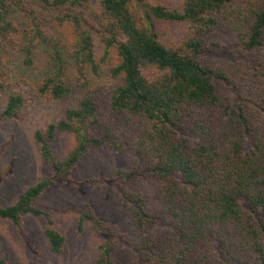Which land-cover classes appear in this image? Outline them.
Masks as SVG:
<instances>
[{
	"label": "trees",
	"instance_id": "trees-1",
	"mask_svg": "<svg viewBox=\"0 0 264 264\" xmlns=\"http://www.w3.org/2000/svg\"><path fill=\"white\" fill-rule=\"evenodd\" d=\"M8 52L25 67L43 55L39 81L15 78ZM69 97L33 134L49 176L0 207L1 221L45 218L59 256L65 237L38 202L108 150L126 158L111 175L130 230L80 209L76 233L102 236L94 264H118L119 248L127 264H264V0H0V124ZM59 134L74 142L61 159Z\"/></svg>",
	"mask_w": 264,
	"mask_h": 264
},
{
	"label": "rangeland",
	"instance_id": "rangeland-1",
	"mask_svg": "<svg viewBox=\"0 0 264 264\" xmlns=\"http://www.w3.org/2000/svg\"><path fill=\"white\" fill-rule=\"evenodd\" d=\"M61 31L67 34L66 29ZM15 78H25L35 84L42 76L45 58L38 54L32 67L22 65V52H8ZM74 104L73 97L62 101H45L28 109L18 122L0 124V207L13 204L39 178L50 174L40 161L34 146L33 134L48 124L64 117L65 110ZM72 137L59 134L52 144L55 157L61 159L73 146ZM126 167V158L108 150L90 152L71 172V182H56L45 191L38 206L49 212L53 225L65 237V246L59 256L51 255L46 247L43 229L46 219L27 217L20 228L0 220V254L7 264H94L97 246L102 236L86 228L75 231L78 211L90 206L96 217L106 225L128 232L129 211L112 186L111 170ZM100 186H95L96 183ZM145 191L147 208L153 211L151 198ZM118 264H127V253L115 252Z\"/></svg>",
	"mask_w": 264,
	"mask_h": 264
}]
</instances>
